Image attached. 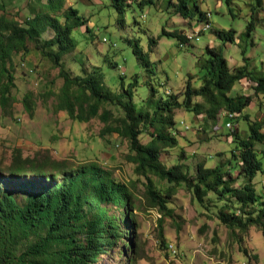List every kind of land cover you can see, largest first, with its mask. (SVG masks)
Listing matches in <instances>:
<instances>
[{"label": "rangeland", "instance_id": "374dc122", "mask_svg": "<svg viewBox=\"0 0 264 264\" xmlns=\"http://www.w3.org/2000/svg\"><path fill=\"white\" fill-rule=\"evenodd\" d=\"M58 1L61 8L53 11L47 0H0V17L21 23L50 16L63 24L64 10L69 6L76 9L87 21L85 26L72 32L77 48L63 56L65 67L79 74L80 62L87 68L90 64L99 66L105 86L113 93H124L136 78L132 102L137 110L151 112L155 101H164L170 95L177 96L181 102L180 94L190 77L191 87L199 89L203 71L198 61L207 58L206 47L223 46L224 58L232 71L244 65L241 54L244 50L248 70L256 77L264 76V0L259 8L256 0H196L200 12L210 13L211 28L207 31H202L203 22L179 16L175 0H151L152 4L142 8L139 2L147 0H124L122 14L111 6V0ZM253 10H257V20L251 36L247 37L245 31ZM163 30L184 31L197 40L180 46L175 38L162 35ZM230 30L236 32L234 42L217 38V32ZM53 36V30L46 27L40 39L46 41ZM151 39L156 40L152 49ZM136 43L147 55V67L133 52ZM26 47V53L12 54L10 65L6 66L7 69L10 66L14 87L10 102L5 105L0 102V164L8 165L16 148L22 151L23 157L48 152L53 159L66 160L75 168L96 163L116 183L128 188L134 204L126 216L130 225L125 226V219L120 221V238L112 249L102 254L98 264H264V232L253 227L245 233L228 230L217 217L221 202L199 203L181 185L168 200L171 215L161 217V213L150 206L146 180L134 173V164L127 159L130 155L127 141L116 134L100 135L105 126L115 125V117L122 116V112L115 106L104 105L111 113L107 123L99 118L88 123L75 122L65 112H58L56 93L62 85L58 70L43 55L44 48L36 49L29 41ZM254 84L242 80L229 93L231 97L251 98L250 107L244 112L248 115L246 121L221 116L215 122L205 121L201 115L195 116L183 108L175 109L174 131L178 144L161 154L160 163L165 167L183 164L191 175L198 164L209 168L223 164L228 170L230 163L233 164L231 154L235 144L226 123H232L233 128L237 126L245 137L247 122L264 121V96L254 94ZM151 88L156 92L154 102H148ZM26 95L30 98L32 113L24 108ZM194 101L202 100L195 98ZM149 140V135L143 132L140 142L146 144ZM151 178L158 187H166ZM61 181V177L9 180L0 176V196L11 195L22 202L34 192L44 191L47 186ZM242 183L239 179L236 185ZM254 183L259 194L264 192V179L257 176ZM209 198L215 201V197L210 195ZM108 215L123 217L121 210L115 208L108 209ZM162 239L164 245L160 242ZM170 245L175 254L169 252Z\"/></svg>", "mask_w": 264, "mask_h": 264}, {"label": "trees", "instance_id": "16d2710c", "mask_svg": "<svg viewBox=\"0 0 264 264\" xmlns=\"http://www.w3.org/2000/svg\"><path fill=\"white\" fill-rule=\"evenodd\" d=\"M47 1L53 11L61 8L58 0H54V3ZM175 1V11L183 19H197L210 25L206 21H209L210 13L200 12L196 0ZM148 4H152V1H141L138 6L142 8ZM261 4L262 0H256L258 8ZM111 6L119 14L124 12V0H111ZM256 12L253 10L252 20L245 31L247 37L254 29ZM63 18L62 24L50 16L35 17L21 23L0 17L2 105L10 102L14 87L10 66L9 69L6 67L10 65L11 55L26 53L27 42H32L36 49H45L43 55L58 70V77L62 80L61 88L56 93L58 112H65L70 120L80 123H88L95 118L107 123L111 113L104 105L115 106L122 112V116L115 117V125L105 126L100 135L116 134L127 141L130 153L127 159L134 164V173L146 180L150 206L156 208L161 217L171 215L168 200L175 189L183 185L199 203L203 204L204 200L221 202L217 217L231 232L238 230L245 233L251 227L264 232V192L259 194L254 183L257 176L264 179V121L247 122L245 137L237 126L233 128L230 123V136L235 147L231 154L233 164L230 163L228 170L223 164L212 168L198 164L194 175H191L183 164L165 167L159 161L163 152L178 144L174 131L175 109L183 108L211 122H215L223 113L232 114L234 119L248 120L244 112L250 107L251 98L229 96L234 85L242 80L254 82V94L264 96V76L256 77L248 70L245 51L241 50L244 65L232 71L224 58L223 46L206 47L207 58L198 61L203 71L199 89L191 87L190 77L180 94L181 102L177 96L170 95L164 101H155L151 112L137 110L132 102L136 78L124 93H113L105 86L104 74L99 66L90 64V68H87L80 62L79 74L65 67L63 56L77 48L72 32L85 26L87 20L71 6L64 10ZM46 27L53 30L54 36L41 41ZM86 30L89 31L87 27ZM162 35L175 38L180 46L191 43L184 31L163 30ZM216 35L224 41L234 42L236 32L220 31ZM155 46L156 40L151 39L150 48ZM133 52L142 65H149L147 55L137 43ZM150 92L148 102H154L156 92L153 88ZM195 98L202 101L195 102ZM23 105L32 113L29 96L23 99ZM143 132L150 138L146 144L140 142ZM0 176L9 180L62 178L59 184L34 192L22 202H17L11 195L0 196V264H98L102 254L112 249L120 238V221L125 219V226L130 225L126 216L134 208L132 193L124 184L116 183L96 163L75 168L66 160L53 159L48 152L23 157L22 151L16 148L12 150L8 165L0 164ZM151 177L166 187H158ZM239 179L243 183L236 185ZM210 195L215 197V201L209 198ZM111 208L121 210L123 217L108 215ZM160 242L165 244L163 239Z\"/></svg>", "mask_w": 264, "mask_h": 264}, {"label": "bare ground", "instance_id": "6f19581e", "mask_svg": "<svg viewBox=\"0 0 264 264\" xmlns=\"http://www.w3.org/2000/svg\"><path fill=\"white\" fill-rule=\"evenodd\" d=\"M207 18H209V15H207ZM209 28H210V25H209L208 23H206V24L204 25L202 31H207ZM187 37H188V39L191 40V41H192L193 39H195V38H193V37H191V36H187ZM195 40H197V39H195ZM230 117H233V115L230 114ZM230 126H231V124H230V123H227V127H230ZM170 246H172V245H170ZM171 253L175 254V253H176L175 249L171 250Z\"/></svg>", "mask_w": 264, "mask_h": 264}, {"label": "built area", "instance_id": "2783aa9c", "mask_svg": "<svg viewBox=\"0 0 264 264\" xmlns=\"http://www.w3.org/2000/svg\"><path fill=\"white\" fill-rule=\"evenodd\" d=\"M206 21L207 22H209L208 21V19H206ZM107 40L106 39H103V42H106ZM221 117H223V118H225V119H234V117H230V114L229 113H223L222 115H220ZM226 127H227V123H226ZM174 249V247L173 246H169V252H171V250H173Z\"/></svg>", "mask_w": 264, "mask_h": 264}]
</instances>
